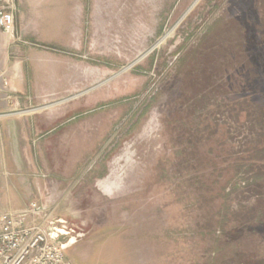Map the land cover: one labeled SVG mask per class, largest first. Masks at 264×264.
<instances>
[{
	"label": "rangeland",
	"instance_id": "obj_1",
	"mask_svg": "<svg viewBox=\"0 0 264 264\" xmlns=\"http://www.w3.org/2000/svg\"><path fill=\"white\" fill-rule=\"evenodd\" d=\"M18 16L25 69L66 71L12 108L54 119L37 161L68 195L67 260L264 264V0H26Z\"/></svg>",
	"mask_w": 264,
	"mask_h": 264
},
{
	"label": "crops",
	"instance_id": "obj_2",
	"mask_svg": "<svg viewBox=\"0 0 264 264\" xmlns=\"http://www.w3.org/2000/svg\"><path fill=\"white\" fill-rule=\"evenodd\" d=\"M25 1L12 0L15 8L12 32L0 29V214L21 213L30 203H36L46 207V212L54 219L65 223L60 225L65 228L66 222L60 215L65 202H69L68 195L61 190V182L57 184L50 178L48 170L37 161L40 134L50 133L54 119L48 115L41 117L39 113H15L12 108L37 105L34 99L40 97L41 89L55 94L57 77L59 75L58 88L62 89L66 72L25 69V60L30 59L35 50L18 31L19 9Z\"/></svg>",
	"mask_w": 264,
	"mask_h": 264
},
{
	"label": "built area",
	"instance_id": "obj_3",
	"mask_svg": "<svg viewBox=\"0 0 264 264\" xmlns=\"http://www.w3.org/2000/svg\"><path fill=\"white\" fill-rule=\"evenodd\" d=\"M14 12L12 0H0L2 31L12 32ZM59 221L36 203L21 213H1L0 264H71L63 251L65 243L60 242L68 228Z\"/></svg>",
	"mask_w": 264,
	"mask_h": 264
},
{
	"label": "water",
	"instance_id": "obj_4",
	"mask_svg": "<svg viewBox=\"0 0 264 264\" xmlns=\"http://www.w3.org/2000/svg\"><path fill=\"white\" fill-rule=\"evenodd\" d=\"M197 1V0H196ZM193 6V5H192ZM154 46L152 47V49H150L148 52H146L144 55H142L140 58H138L135 62H133L131 65L128 66V68H130L132 65H134L138 60H140L142 57H144L145 55H147L148 53H150L152 50H153ZM125 70V69H124ZM75 242V239H72L70 241V243L68 244H65L63 249L64 248H67L68 246H70L71 244H73Z\"/></svg>",
	"mask_w": 264,
	"mask_h": 264
},
{
	"label": "bare ground",
	"instance_id": "obj_5",
	"mask_svg": "<svg viewBox=\"0 0 264 264\" xmlns=\"http://www.w3.org/2000/svg\"><path fill=\"white\" fill-rule=\"evenodd\" d=\"M176 24H177V23H176ZM176 26H177V25H176ZM168 33H169V32H167V33L164 35V38H163L162 40H164V39L166 38V36H168ZM161 42H162V41L157 42L156 45H158V44L161 43ZM156 45H154V47H155ZM150 49H152V48H150ZM150 49H149V50H150ZM149 50H148V51H149ZM148 51H146V52H148ZM146 52H145V53H146ZM145 53H144V54H145ZM144 54H143V55H144Z\"/></svg>",
	"mask_w": 264,
	"mask_h": 264
},
{
	"label": "trees",
	"instance_id": "obj_6",
	"mask_svg": "<svg viewBox=\"0 0 264 264\" xmlns=\"http://www.w3.org/2000/svg\"><path fill=\"white\" fill-rule=\"evenodd\" d=\"M261 178V177H260ZM256 180H258V177L256 178Z\"/></svg>",
	"mask_w": 264,
	"mask_h": 264
}]
</instances>
